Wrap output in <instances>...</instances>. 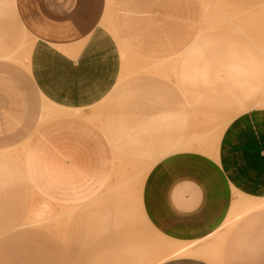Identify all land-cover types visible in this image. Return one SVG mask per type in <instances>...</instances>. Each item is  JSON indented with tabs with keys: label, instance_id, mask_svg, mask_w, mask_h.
Returning <instances> with one entry per match:
<instances>
[{
	"label": "rangeland",
	"instance_id": "rangeland-1",
	"mask_svg": "<svg viewBox=\"0 0 264 264\" xmlns=\"http://www.w3.org/2000/svg\"><path fill=\"white\" fill-rule=\"evenodd\" d=\"M112 1L106 0L101 24L117 41L121 69L111 92L83 110L86 115L51 108L20 77L31 99L41 102L42 114L27 139L0 149L6 157L0 160V264H154L162 259L157 255H180L176 252L194 242L160 234V250L168 252L157 250V230L141 201L147 173L174 153L216 158L231 119L264 109V0H200L193 39L178 53L159 58L122 42L111 21ZM32 41L14 0H0V61L24 71ZM60 110L90 120L104 140L106 162L92 159L82 172L66 166L44 173L36 164L27 141L50 119L46 112ZM88 191L100 193L97 202L80 206ZM261 197L232 187L219 239Z\"/></svg>",
	"mask_w": 264,
	"mask_h": 264
},
{
	"label": "crops",
	"instance_id": "crops-1",
	"mask_svg": "<svg viewBox=\"0 0 264 264\" xmlns=\"http://www.w3.org/2000/svg\"><path fill=\"white\" fill-rule=\"evenodd\" d=\"M105 3L14 0L17 17L33 41L24 71L0 61V149L27 139L39 125L41 102L31 99L21 76L51 108L85 115L83 110L111 92L121 59L115 37L101 24ZM110 16L127 47L159 58L190 43L200 24L201 4L200 0H113ZM45 115L50 119L27 141L30 156L44 173L66 166L82 172L92 159L106 162L104 140L85 115L62 110ZM232 187L263 199L255 198V209L239 217L219 239ZM94 194L85 193L80 206L96 203L100 193ZM141 201L157 230L160 253V234L175 242H194L187 246L188 253L155 264H264V109L231 119L220 134L216 158L187 152L157 161L144 179Z\"/></svg>",
	"mask_w": 264,
	"mask_h": 264
},
{
	"label": "bare ground",
	"instance_id": "bare-ground-1",
	"mask_svg": "<svg viewBox=\"0 0 264 264\" xmlns=\"http://www.w3.org/2000/svg\"><path fill=\"white\" fill-rule=\"evenodd\" d=\"M249 200H250V198H249ZM246 201H247V202H245V203H248V197H247V200H246ZM248 204H249V203H248ZM257 204H258V203H255V205H251V206H250L249 208H247V209L252 210V209H254L255 206H257ZM245 206L248 207V205H246V204H245ZM243 214H244V213H243ZM241 215H242V214H240V216H241ZM240 216H238V217H240ZM232 218H233L232 221H235V218H234V217H232ZM236 218H237V216H236ZM230 221H231V220H230ZM230 221H228V222L230 223ZM232 221H231V222H232ZM225 222H226V221H225ZM228 222H227V223H228ZM227 223H226V225H228ZM232 224H233V223H232ZM232 224H231V225H232ZM231 225H230V226H231ZM230 226H229V228H230ZM229 228H228V229H229ZM222 235H223V233H222ZM163 246H164V245H163ZM169 248H170V247H169ZM163 250H166V249H165V246L163 247ZM164 252H165V251H164ZM166 252H168V250H167ZM166 252H165V253H166ZM175 252H176V251H175ZM188 252H189V251H188V247H184V248L180 249L179 251H177L176 253L182 255V254H186V253H188ZM165 253H163V251L161 252V254H165ZM176 253H174V254H176ZM166 254H167V253H166ZM163 256H165V255H163ZM158 257L164 259V257H162V256H160V255H158ZM156 258H157V257H156ZM154 264H155V263H154Z\"/></svg>",
	"mask_w": 264,
	"mask_h": 264
}]
</instances>
